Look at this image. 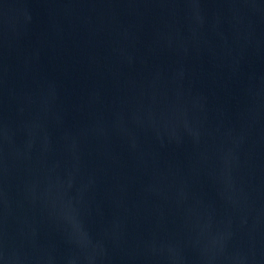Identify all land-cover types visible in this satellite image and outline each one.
I'll return each instance as SVG.
<instances>
[{
	"label": "water",
	"instance_id": "water-1",
	"mask_svg": "<svg viewBox=\"0 0 264 264\" xmlns=\"http://www.w3.org/2000/svg\"><path fill=\"white\" fill-rule=\"evenodd\" d=\"M0 264H264V0H0Z\"/></svg>",
	"mask_w": 264,
	"mask_h": 264
}]
</instances>
